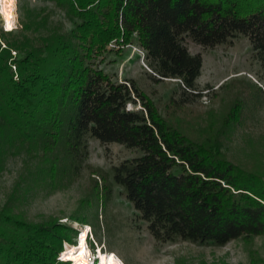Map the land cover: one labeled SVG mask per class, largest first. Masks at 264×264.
Listing matches in <instances>:
<instances>
[{
  "label": "trees",
  "instance_id": "1",
  "mask_svg": "<svg viewBox=\"0 0 264 264\" xmlns=\"http://www.w3.org/2000/svg\"><path fill=\"white\" fill-rule=\"evenodd\" d=\"M50 1L70 27L23 3L21 27H0V170L23 155L36 163L24 181L48 189L80 171L90 136L117 142L140 151L112 167L113 179L156 240L223 246L264 236V174L228 159L217 139L180 132L133 79L119 81L99 65L110 41L135 35L153 78L179 80L178 101L188 103L204 90L203 57L187 38L214 47L244 35L264 69V0ZM111 192L105 185L103 199ZM17 198L0 207V264H69L60 254L71 258L77 245L64 242L76 243L77 228L29 221Z\"/></svg>",
  "mask_w": 264,
  "mask_h": 264
},
{
  "label": "rangeland",
  "instance_id": "2",
  "mask_svg": "<svg viewBox=\"0 0 264 264\" xmlns=\"http://www.w3.org/2000/svg\"><path fill=\"white\" fill-rule=\"evenodd\" d=\"M21 3L44 8L54 22L64 20L71 26L61 8L50 0H0V27L4 30L21 27ZM186 44L203 57L197 81L204 94L190 96L185 104L178 101L179 80L153 78L135 35L128 42L110 41L99 65L119 81L133 79L148 101L180 132L200 142L217 139L228 159L264 174V69L254 56L250 40L239 35L232 42L209 47L187 38ZM128 107L135 105L129 103ZM88 145L89 155L80 171L48 189L39 186L38 180L24 181L29 164L34 167L35 160L27 164L25 156H11L0 170V207L16 195L19 198L12 203L29 221L53 219L81 231L79 244V234L75 244L64 242V249L67 244L77 245L71 258L61 251L72 264L76 263V252L85 247L91 261V250L98 245L103 249L98 253L99 264H107L110 257L116 258L113 264H264L262 235L233 239L223 246L156 240L113 179L112 167L140 151L117 142L102 143L92 136ZM105 185L111 187L110 199H103Z\"/></svg>",
  "mask_w": 264,
  "mask_h": 264
},
{
  "label": "bare ground",
  "instance_id": "3",
  "mask_svg": "<svg viewBox=\"0 0 264 264\" xmlns=\"http://www.w3.org/2000/svg\"><path fill=\"white\" fill-rule=\"evenodd\" d=\"M5 1L6 0H4V2ZM86 249L87 248L85 247V248H82L81 250L76 252V254H75L76 263L75 264H89L90 259H89V257H87ZM98 253H99V251H98ZM98 258L100 259L99 255H98ZM112 262H114V263L116 262L115 257H110L109 260H107V264H113Z\"/></svg>",
  "mask_w": 264,
  "mask_h": 264
},
{
  "label": "built area",
  "instance_id": "4",
  "mask_svg": "<svg viewBox=\"0 0 264 264\" xmlns=\"http://www.w3.org/2000/svg\"><path fill=\"white\" fill-rule=\"evenodd\" d=\"M144 50V49H143Z\"/></svg>",
  "mask_w": 264,
  "mask_h": 264
}]
</instances>
